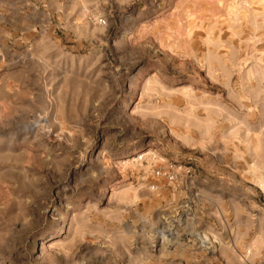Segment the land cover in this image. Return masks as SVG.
<instances>
[{"label":"rangeland","instance_id":"1","mask_svg":"<svg viewBox=\"0 0 264 264\" xmlns=\"http://www.w3.org/2000/svg\"><path fill=\"white\" fill-rule=\"evenodd\" d=\"M0 264H264V0H0Z\"/></svg>","mask_w":264,"mask_h":264},{"label":"built area","instance_id":"2","mask_svg":"<svg viewBox=\"0 0 264 264\" xmlns=\"http://www.w3.org/2000/svg\"><path fill=\"white\" fill-rule=\"evenodd\" d=\"M98 24H99V25H105V21L102 20V19H100V20H98Z\"/></svg>","mask_w":264,"mask_h":264}]
</instances>
